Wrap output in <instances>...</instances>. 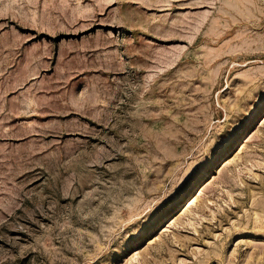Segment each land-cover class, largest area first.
Masks as SVG:
<instances>
[{
  "label": "rangeland",
  "instance_id": "rangeland-1",
  "mask_svg": "<svg viewBox=\"0 0 264 264\" xmlns=\"http://www.w3.org/2000/svg\"><path fill=\"white\" fill-rule=\"evenodd\" d=\"M0 264H264V0H0Z\"/></svg>",
  "mask_w": 264,
  "mask_h": 264
}]
</instances>
